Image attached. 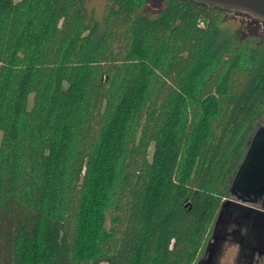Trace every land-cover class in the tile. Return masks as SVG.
<instances>
[{
  "label": "trees",
  "instance_id": "16d2710c",
  "mask_svg": "<svg viewBox=\"0 0 264 264\" xmlns=\"http://www.w3.org/2000/svg\"><path fill=\"white\" fill-rule=\"evenodd\" d=\"M148 2L100 24L86 0H0V264L204 255L264 118V20Z\"/></svg>",
  "mask_w": 264,
  "mask_h": 264
},
{
  "label": "water",
  "instance_id": "95a60500",
  "mask_svg": "<svg viewBox=\"0 0 264 264\" xmlns=\"http://www.w3.org/2000/svg\"><path fill=\"white\" fill-rule=\"evenodd\" d=\"M210 5L239 9L264 19V0H197ZM244 207L242 216L251 218L252 211L257 210L253 224L259 233L264 230V118L255 128L243 157L229 187L227 199L219 211L212 240L206 248L207 257L199 264H219V257L214 250L222 229H225L227 216L234 208Z\"/></svg>",
  "mask_w": 264,
  "mask_h": 264
},
{
  "label": "flooded vegetation",
  "instance_id": "af4514ba",
  "mask_svg": "<svg viewBox=\"0 0 264 264\" xmlns=\"http://www.w3.org/2000/svg\"><path fill=\"white\" fill-rule=\"evenodd\" d=\"M227 197L225 198V200L227 199ZM242 210H244V207H239L237 209L234 208L233 213L227 216L225 229L221 230V236L217 240L216 245L214 247V250L217 252V255L219 257V264L230 247L235 248L233 264H264V230L259 233L253 224V219L254 216L257 214L258 209L252 211L251 218L243 217ZM212 236L209 242L212 240ZM205 255L206 250L203 255L204 257H201V259L207 257Z\"/></svg>",
  "mask_w": 264,
  "mask_h": 264
},
{
  "label": "rangeland",
  "instance_id": "374dc122",
  "mask_svg": "<svg viewBox=\"0 0 264 264\" xmlns=\"http://www.w3.org/2000/svg\"><path fill=\"white\" fill-rule=\"evenodd\" d=\"M88 8L93 11L95 18L97 21L102 24L103 20L108 12L107 5L108 0H86ZM162 4V0H149L148 5L146 6V11L154 12L157 10V7ZM225 23L224 26L230 27L232 29L240 28L243 21H246L250 18H258L255 15H250L245 11L239 9H227L225 14ZM32 102H30V106ZM150 154H152V148L150 149ZM235 256V248L230 247L223 257L220 264H233V259ZM204 257V256H202Z\"/></svg>",
  "mask_w": 264,
  "mask_h": 264
}]
</instances>
